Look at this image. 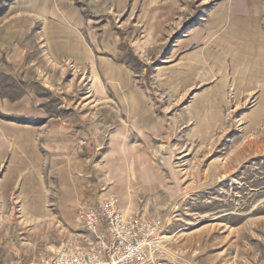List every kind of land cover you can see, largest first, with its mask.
I'll use <instances>...</instances> for the list:
<instances>
[{"label":"rangeland","instance_id":"rangeland-1","mask_svg":"<svg viewBox=\"0 0 264 264\" xmlns=\"http://www.w3.org/2000/svg\"><path fill=\"white\" fill-rule=\"evenodd\" d=\"M253 1L255 20L235 0H129L87 15L75 57L25 39L39 50L22 74L0 72V96L25 104L0 107V264L88 248V196L156 222L151 259L264 264V0Z\"/></svg>","mask_w":264,"mask_h":264},{"label":"crops","instance_id":"crops-1","mask_svg":"<svg viewBox=\"0 0 264 264\" xmlns=\"http://www.w3.org/2000/svg\"><path fill=\"white\" fill-rule=\"evenodd\" d=\"M75 1L81 4L80 8L75 6ZM250 3L258 6V0ZM128 4L129 0H15L3 8L4 13L0 15V72L12 77L22 74L25 53L39 50V46L29 48L25 43L29 38H35L38 45L39 39L43 38L54 57L66 54L75 57L85 51L81 37L84 24L89 22L87 15L119 11ZM234 4L239 6L236 8L239 13L245 15L244 20H255L252 15V18L248 17V0H235ZM231 7L228 14L222 11L220 21L229 20L226 15L237 12ZM23 97V93L16 98L0 96V107L3 106L6 114H24ZM25 127L35 129L30 124ZM100 199V196L81 197L78 209L96 204Z\"/></svg>","mask_w":264,"mask_h":264},{"label":"built area","instance_id":"built-area-1","mask_svg":"<svg viewBox=\"0 0 264 264\" xmlns=\"http://www.w3.org/2000/svg\"><path fill=\"white\" fill-rule=\"evenodd\" d=\"M78 219L86 231L83 241L89 247L62 249L43 264H172L150 258V246L158 230L156 222L124 215L113 196L81 207Z\"/></svg>","mask_w":264,"mask_h":264},{"label":"trees","instance_id":"trees-1","mask_svg":"<svg viewBox=\"0 0 264 264\" xmlns=\"http://www.w3.org/2000/svg\"><path fill=\"white\" fill-rule=\"evenodd\" d=\"M15 0H0V15L4 13V9L11 3H13Z\"/></svg>","mask_w":264,"mask_h":264}]
</instances>
